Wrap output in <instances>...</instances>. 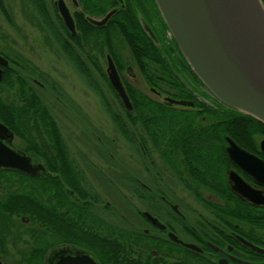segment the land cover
Listing matches in <instances>:
<instances>
[{"label": "flooded vegetation", "instance_id": "flooded-vegetation-1", "mask_svg": "<svg viewBox=\"0 0 264 264\" xmlns=\"http://www.w3.org/2000/svg\"><path fill=\"white\" fill-rule=\"evenodd\" d=\"M61 1L74 18L75 33L65 23ZM116 1L103 14L105 0H87L90 11L83 14V0H18L22 11L12 10L30 17L33 25L29 27L16 25L11 3L2 0L0 4L10 24L0 27V56L7 59L6 63L0 60V96L8 104L12 119L10 123L0 119L9 129L0 131V141L25 153L31 168L43 165L30 172L0 167L1 264H60L80 251L99 264H162L164 260L197 264L192 260L194 255L200 264H264V253L250 245L264 248L262 229L257 234L256 226L242 219L231 226L209 207L210 216L200 215L194 220L191 206L177 199V194H210L220 199L211 202L221 206L249 207L259 212L264 206L250 203L231 188L230 171L235 170L255 190L264 191V185L228 158L229 135H223L221 126L207 127L215 120L222 121L224 107L178 59L157 1ZM129 7L137 13L141 35L135 34L126 21L118 22H123L121 29L131 34L134 47L148 49L144 32L156 43L146 58H136L118 27H107L121 8ZM113 9L117 11L105 25L91 21L103 19ZM85 20L92 25H82ZM98 28L106 34L100 37ZM160 53L174 71V79L182 82L198 106L193 99L191 106L167 105L168 97L184 98L177 96L176 89L162 90L147 83L140 63L156 60ZM49 55L54 56L51 60H56L57 68L55 63H47ZM109 55L132 108L124 105L111 82ZM63 70L76 77L86 95L100 97L95 107L101 105L109 118L104 130L81 115L85 107L74 95V88L62 84ZM161 96L173 110L164 116L167 121H160ZM144 97L153 105H143ZM137 102L140 105L136 107ZM182 109L190 112L182 113ZM210 111L215 115L208 116ZM136 112L153 113L154 121L133 122ZM66 114L77 122L66 124ZM117 114L122 125L113 117ZM112 130L119 133L126 152L120 154L113 146L116 139L111 137ZM205 134L211 136L202 137ZM263 140H251L257 145L253 149L235 141L264 160ZM224 187L238 196L236 202L224 201L220 196ZM18 243L23 246L16 253Z\"/></svg>", "mask_w": 264, "mask_h": 264}, {"label": "water", "instance_id": "water-1", "mask_svg": "<svg viewBox=\"0 0 264 264\" xmlns=\"http://www.w3.org/2000/svg\"><path fill=\"white\" fill-rule=\"evenodd\" d=\"M122 1V0H121ZM175 39L180 62L199 85L224 105L250 114L264 123V2L263 0H156ZM60 10L66 25L75 33V22L66 5ZM109 11L101 19L91 21L102 26L116 13ZM4 63L7 59L0 56ZM108 74L124 105L132 102L111 55ZM2 69L0 67V82ZM167 105H194L193 101L168 97ZM0 131L9 132L0 121ZM226 154L264 185V160L243 148L231 136ZM264 149V140L262 141ZM29 157L0 141V167L32 171ZM229 183L236 194L252 204L264 206V191L255 190L235 170L230 171ZM154 222L164 226L157 220ZM173 238H178L174 235ZM187 246L200 249L195 244ZM264 253V248L251 244ZM64 251V250H63ZM1 264V262H0ZM59 264V263H56ZM60 264H99L91 255L78 252Z\"/></svg>", "mask_w": 264, "mask_h": 264}, {"label": "trees", "instance_id": "trees-1", "mask_svg": "<svg viewBox=\"0 0 264 264\" xmlns=\"http://www.w3.org/2000/svg\"><path fill=\"white\" fill-rule=\"evenodd\" d=\"M85 10L83 11V14L86 13L89 10V5L87 3V0H83ZM117 3V1L115 0ZM114 0H105V3L103 4L102 12L103 14L107 12L114 4ZM264 2V0H263ZM0 4H2V0H0ZM82 14V15H83ZM96 14H101L100 11H97ZM120 20H124L127 22V26L134 29V33L137 34V32L141 35L140 32V21L138 19L137 13L134 12L130 7L128 9L121 8L120 11L115 14L109 21L107 27L115 25L118 27L119 32L124 33L126 36L129 45L131 46V50L133 54L136 56V58L140 59V57L143 55L144 58L147 56H150L152 54V51L157 47L156 43L148 36L147 33L145 34V41L146 45H149L148 49H140L133 46V40L131 39V34H127V31L124 29H121V22H118ZM87 22L88 25H92L87 20L82 23L84 25ZM118 23L119 25H116ZM166 23V22H165ZM166 28L169 29L167 23ZM97 34L102 37L106 34V31L104 29L100 30L98 28ZM121 34V33H120ZM143 37V36H142ZM151 39H149V38ZM175 40V39H174ZM147 48V47H146ZM141 70L143 71L144 77L149 85L160 87V89L164 90V87L172 86L174 89L178 92V97L194 100V97H192L189 93L186 92V88L182 85V82L179 79H174V71L171 69V66L166 62V59L162 57V54L160 53L159 56H157V59H153L151 62H146L144 64L140 63ZM159 74V76H158ZM163 77H166L163 79ZM173 80H175L173 84ZM110 84V83H109ZM172 84V85H171ZM144 100L142 101L143 105H153L152 101L148 98L144 97ZM192 100V101H193ZM195 104L198 106V102L196 100ZM220 102V101H219ZM136 107L140 105V103H135ZM224 107V114L223 119L221 122H217V120L214 121L213 124L208 125L207 127L215 128L221 126V129L223 131V135H229L232 138H234L236 141L240 142L243 146L249 147L251 149L257 147L256 143L251 142V140H254L256 138H264V123H262L260 120L255 118L254 116L250 114L243 113L241 111H238L236 109H233L231 107H228L221 103ZM159 106L163 109H161L160 113L162 118H160V121H167V119L164 117L168 115L169 113H172L173 110L171 107H168L165 103L161 102L159 103ZM180 112H190L188 109H182ZM131 114V113H130ZM215 113H212L211 111L208 112V116ZM144 116V119L141 117ZM115 121L119 124H121V118L120 115H113ZM165 118V119H164ZM0 119L3 122L10 123L12 122L11 119V113L9 112V106L4 101V99L0 96ZM133 122H137L139 120L143 121L146 124H150L154 121V115L153 113H146L141 114L139 112H136V115L131 118ZM196 119H192V121H195ZM156 121H159V119H156ZM180 121H183L180 120ZM195 135H192V137ZM211 135H203L202 137H210ZM224 159H226V156L224 155ZM225 188V187H224ZM196 197H198L202 202L206 204L207 207L211 209V211L215 214V216H221L228 221H230L231 226H233L234 221L237 219H242L244 221L250 222L251 224L256 226V233L260 234L258 229H262V234H264V210L262 211H253L249 209V207H242V208H234V207H225L221 206V203L218 202H211L209 200H206L201 194H196ZM224 201L226 202H236L238 200V196L230 191L227 187L225 188L224 192L220 194ZM126 250V248H124ZM122 250L121 248L119 249ZM192 260L196 262L197 264H200V259L194 255L192 257ZM191 261V263L193 262ZM193 262V263H194ZM121 264H143L139 263L138 261L135 262H121ZM147 264H156L152 261H150ZM162 264H190L189 262H185L183 260L182 262H174L170 260H164Z\"/></svg>", "mask_w": 264, "mask_h": 264}, {"label": "rangeland", "instance_id": "rangeland-1", "mask_svg": "<svg viewBox=\"0 0 264 264\" xmlns=\"http://www.w3.org/2000/svg\"><path fill=\"white\" fill-rule=\"evenodd\" d=\"M6 4L10 5L11 3V7L10 10L14 9L16 11H22V7L20 5V2H18V0H5ZM13 14H14V19H15V23L16 25L20 26V27H29L30 25H33V21L30 17L24 15V12L22 13H15L12 10ZM28 15V14H27ZM10 24L8 23L7 19L5 18V15L0 11V27H9ZM169 36L172 39L173 43V37L171 35V33L169 32ZM29 41H33L32 38ZM175 44V43H174ZM174 46V45H173ZM54 56L49 55L48 58H46L47 63L49 64V66H52L53 63L56 62L51 60V58H53ZM128 57L129 53H128ZM56 58V56H55ZM54 67L57 68L56 63L53 65ZM60 74H62L61 71H59ZM99 83V82H98ZM140 86L145 89V90H149L148 89V85L144 82V81H139ZM62 84L67 88L70 89L71 87L74 88L75 93L74 95L79 98L81 105H83L85 107L84 110H82L80 113L82 116H84L87 120L89 121H93L96 123L97 127L102 130H104V127H106V121H108V115L105 114V112H103L100 107L96 108L95 105H98L100 103V97L97 95L96 97L92 96H88L85 94V91L81 89V85L80 83H78L76 77L74 76L72 78V74L66 70H63V76H62ZM5 86H3L4 88ZM166 90L175 92L176 90L172 87V86H168L166 87ZM160 102L164 101L163 96L159 97ZM96 103V104H95ZM99 106V105H98ZM90 107V108H88ZM67 115V114H66ZM68 117H63V119L66 121V124H71V122H77V119L75 120L74 117H72L71 115H67ZM74 120H73V119ZM108 118V119H107ZM111 137L115 138L116 140H114L113 142V146L115 148H119L120 150V154L126 152L127 150H125V146L121 144L120 141V136L119 133L115 132L114 130H112ZM204 198L208 199L209 201L211 200H220V199H216L215 195H210V194H201ZM177 199L180 200L181 202H185L188 203L191 208H192V218L195 219H199L198 217L200 215H207L210 216V209L208 207H206L203 202L196 197L194 194H177L176 195ZM20 227V226H18ZM19 231V230H18ZM17 246L14 248L15 252H18L19 247L23 244L22 243H18L16 244ZM21 246V247H22Z\"/></svg>", "mask_w": 264, "mask_h": 264}]
</instances>
